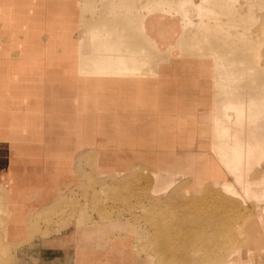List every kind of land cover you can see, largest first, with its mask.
Listing matches in <instances>:
<instances>
[{
  "label": "rangeland",
  "instance_id": "obj_1",
  "mask_svg": "<svg viewBox=\"0 0 264 264\" xmlns=\"http://www.w3.org/2000/svg\"><path fill=\"white\" fill-rule=\"evenodd\" d=\"M263 183L264 0H0V264H264Z\"/></svg>",
  "mask_w": 264,
  "mask_h": 264
},
{
  "label": "bare ground",
  "instance_id": "obj_2",
  "mask_svg": "<svg viewBox=\"0 0 264 264\" xmlns=\"http://www.w3.org/2000/svg\"><path fill=\"white\" fill-rule=\"evenodd\" d=\"M91 34V33H90ZM97 36V35H96ZM95 36V37H96ZM93 37V36H92ZM94 37V38H95ZM97 38V37H96ZM93 39V38H92ZM105 40V39H104ZM101 41V40H100ZM102 42V41H101ZM91 43V42H90ZM86 44V43H85ZM84 45V44H83ZM87 45L88 44H86V47H87ZM99 46V45H98ZM100 47V46H99ZM83 48V47H82ZM113 48V47H112ZM116 48V47H115ZM73 49V48H72ZM85 49V48H84ZM96 49V48H95ZM99 49V48H98ZM74 50H76V49H74ZM83 50V49H82ZM86 50V49H85ZM97 50V49H96ZM113 49H111L110 48V45L109 46H103V48H101V49H99L98 51H97V53H96V60L98 61V62H100L101 64H103V65H105V66H110V67H112L111 69H113V68H117L118 66H120V65H118V64H120V62H122V60L123 59H121V61L120 60H117V57L115 58V56L116 55H114V53H113V51L115 52V49L112 51ZM78 51V50H77ZM87 51V50H86ZM93 51V50H92ZM70 52V51H69ZM73 52V50L70 52V53H72ZM85 52V51H84ZM84 52L82 53V51H81V53L80 54H84ZM66 53V52H65ZM86 53V52H85ZM88 53V52H87ZM90 53V52H89ZM88 53V54H89ZM95 53V52H94ZM69 54V53H68ZM75 54V53H74ZM117 54V53H116ZM72 55V54H71ZM73 56V55H72ZM78 56V55H77ZM90 56V55H89ZM95 56V55H94ZM85 57V56H84ZM91 57H92V54H91ZM73 58V57H72ZM82 58V57H81ZM86 58V57H85ZM120 58V55H119V57H118V59ZM70 59H71V57H70ZM74 59V58H73ZM76 59H77V57H76ZM83 59V58H82ZM87 59V58H86ZM68 60V59H67ZM78 60V59H77ZM84 60V59H83ZM87 60H89V59H87ZM69 61V60H68ZM67 61V62H68ZM78 61H80V60H78ZM84 62H86V61H84ZM70 63H72V60H71V62ZM80 63H82V61H80ZM87 63V62H86ZM85 63V65H87V64H89V63H87L86 64ZM74 64H77V63H74ZM84 64V63H83ZM123 64V65H122ZM65 65V64H64ZM80 65V64H79ZM121 65H122V67L124 66V62L123 63H121ZM67 66V65H66ZM78 66V64L76 65V67ZM46 67V66H45ZM48 67V66H47ZM70 67V66H69ZM83 67V66H82ZM87 67H88V65H87ZM93 67V66H92ZM57 68V67H56ZM80 68V67H79ZM91 68V67H90ZM106 68V67H105ZM109 68V67H108ZM119 68V67H118ZM53 69V68H52ZM70 69H71V67H70ZM81 70L83 69V68H80ZM84 69H85V66H84ZM125 69H127L125 66H124V69L123 70H125ZM133 69V68H132ZM131 69V70H132ZM55 70V69H54ZM53 70V71H54ZM65 70H66V67L63 69L62 68V70H60L59 71V73H64L65 72ZM72 70V69H71ZM117 70H119V69H117ZM122 70V69H121ZM122 70V71H123ZM130 70V71H131ZM56 71V70H55ZM54 71V72H55ZM105 71H106V69H105ZM121 71V72H122ZM125 71H127V73H129L128 72V70H125ZM124 71V72H125ZM56 72H58V71H56ZM73 72H76V71H73ZM85 72H86V70H85ZM87 72H89V71H87ZM87 72L86 73H84V75L83 76H81L80 75V77H89V73L87 74ZM118 72H120V70L119 71H117V73L116 74H118V75H120V73H118ZM58 73V74H59ZM82 73V72H81ZM126 73V72H125ZM58 74H56V73H53L52 75H53V77H55V76H57ZM65 74V73H64ZM91 74H93V72L92 73H90V76H91ZM101 74V73H100ZM105 74V73H104ZM115 74V75H116ZM61 75V74H60ZM79 75V74H78ZM86 75H88V76H86ZM96 75V74H95ZM95 75L93 76L94 78H97L98 77V75H96L97 77H95ZM59 76V75H58ZM76 76V75H75ZM103 76V75H102ZM112 76H114V74L112 75ZM127 76H128V74H127ZM130 76V75H129ZM129 76L128 77H126V74H125V76H123V77H125L126 79L127 78H129ZM77 77V76H76ZM93 77L92 78H88V80L89 79H91L90 81H92L93 83H94V80H92L93 79ZM105 77H106V75H105ZM104 76H103V78L102 77H99V78H102L103 79V82H100L99 83V85H102V83L104 84V83H107V82H109L108 80H106V79H104L105 78ZM110 77V76H109ZM118 77V76H117ZM120 77V76H119ZM98 78V79H99ZM124 78V80H126ZM45 79V78H44ZM77 79H78V77H77ZM121 79V78H120ZM130 79V78H129ZM78 80H80V79H78ZM100 80V79H99ZM104 80H106V81H104ZM111 80V79H110ZM86 81H87V78H86ZM102 81V80H101ZM127 81H129V80H127ZM99 82V81H98ZM86 83V82H85ZM92 83V84H93ZM87 84H88V81H87ZM90 84H91V82L88 84V86L89 87H91V86H93V85H91L90 86ZM110 84V83H109ZM112 84V83H111ZM110 84V85H111ZM96 85V83L94 84V86ZM56 86H57V84H56ZM55 86V87H56ZM97 86V85H96ZM104 86V85H103ZM106 86V85H105ZM109 86V85H108ZM108 86H106V90H107V88H109ZM112 86V85H111ZM110 86V87H111ZM114 86V85H113ZM113 86H112V88H113ZM99 87H101V86H98V88H97V90L99 89ZM52 89V88H51ZM91 89V88H90ZM114 89V88H113ZM116 89V88H115ZM92 90H93V88H92ZM105 90V91H106ZM95 91V90H94ZM103 91V90H102ZM113 91V90H112ZM93 92V91H92ZM115 92H116V90H115ZM64 93V92H63ZM70 93H71V91H70ZM100 93H101V90H100ZM112 93V92H111ZM119 93V92H118ZM65 94H67L66 92H65ZM74 95V94H73ZM104 95V94H103ZM119 95H121L120 93L118 94V96ZM67 96H68V94H67ZM74 96H76V95H74ZM102 97V96H101ZM120 97V96H119ZM65 98H67L66 96H65ZM125 98H127V95H126V97ZM133 103H134V101H133ZM132 104V103H131ZM242 104V103H241ZM58 106H60V105H58ZM94 106V105H93ZM252 107H253V105L252 104H248V105H242V106H240V107H238V109H237V115H239L241 118H247V119H251V117H252V114H251V109H252ZM70 108V107H69ZM74 108V107H73ZM62 109V108H61ZM70 110V109H69ZM74 111V110H73ZM69 112V111H68ZM75 113V112H74ZM73 113V114H74ZM69 117V116H68ZM239 118V117H238ZM68 119V118H67ZM241 120V119H240ZM225 134H226V132H225ZM220 136H223L224 137V132L222 131V132H220ZM163 137H165V136H163ZM162 138V137H161ZM166 139V138H165ZM170 139V138H169ZM194 140H196V139H194ZM192 141V140H191ZM201 142L202 141H193V143H192V145H188V146H186L183 150H182V152H181V160H182V162H181V164H183L184 166H186V165H189V166H187V167H189L193 172H199L201 169H198L197 168V166L199 165V167L200 168H202V166H203V169H204V171H206V172H209L210 171V169L213 167V166H215V165H217V164H221V161H219L216 157H215V155H214V153H210L208 150H207V147L205 146V145H202L201 144ZM240 141H235L234 142V146H233V150L231 151L232 152V157L230 158V160H228V162H226L225 163V165H224V169L227 167V168H229V167H231V166H233V165H235V164H237V163H239L244 157H245V153L247 152V150H245L241 145H240V143H239ZM187 144V143H186ZM200 145V146H199ZM199 150H204V152H207L208 153V157H207V162H206V164H203L202 162H201V164H196V163H192V159H190V162H188L187 160H188V158L189 157H192L193 155H194V153H196L197 151H199ZM162 151V150H161ZM164 152L163 153H160L162 156H163V158H164V160L166 161V162H171L170 164H173V165H176V164H178V162H179V160H178V158H176V156L175 155H171V154H166L167 152H165V150H163ZM204 152H202V153H204ZM159 153V152H158ZM236 154V155H235ZM177 160V161H176ZM173 161V162H172ZM220 168V170L219 171H221L223 168L222 167H219ZM164 176L165 177H167L165 174H164ZM162 180H165V179H162ZM263 185H264V183H263ZM247 192H250V191H247V190H244L243 191V193L245 194V193H247ZM264 235V234H263ZM262 239H264V236L262 237ZM249 242H252V240H249ZM188 264H190V263H188Z\"/></svg>",
  "mask_w": 264,
  "mask_h": 264
},
{
  "label": "crops",
  "instance_id": "obj_3",
  "mask_svg": "<svg viewBox=\"0 0 264 264\" xmlns=\"http://www.w3.org/2000/svg\"><path fill=\"white\" fill-rule=\"evenodd\" d=\"M57 238H55L52 242H51V244L50 245H52V246H57V247H61V246H58L57 244H56V240ZM79 242H82V241H80V240H78ZM71 242V241H70ZM73 242H75V241H73ZM85 245H86V243L85 242H83ZM34 246V245H33ZM64 246H65V244H64ZM53 251V250H52ZM55 251H53V253H54ZM60 253V252H59ZM53 255V254H52ZM89 255H84L83 253L81 254V256H79L78 258H76V259H74V263H78V264H82L83 262H85V260H86V257H88ZM92 256V255H91ZM52 258V257H51ZM65 259H66V257H65ZM65 259H64V261H65ZM51 261H49V259L47 260V262H52V259H50ZM53 263H55V262H53Z\"/></svg>",
  "mask_w": 264,
  "mask_h": 264
}]
</instances>
